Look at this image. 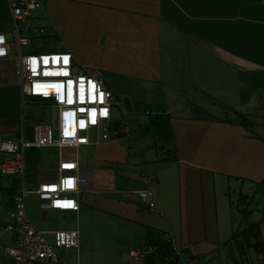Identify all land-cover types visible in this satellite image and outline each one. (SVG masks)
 <instances>
[{"label":"crops","instance_id":"1","mask_svg":"<svg viewBox=\"0 0 264 264\" xmlns=\"http://www.w3.org/2000/svg\"><path fill=\"white\" fill-rule=\"evenodd\" d=\"M59 3L64 17L57 21L50 10L47 18L50 16L54 33L75 30L76 36L88 40V47H93L96 61H101L96 48L101 42L114 51L118 46L120 53L126 48L127 40L135 39L133 33L148 40L149 32L163 28L171 31L164 38L165 43L171 44L172 39L174 45L186 48L180 60L183 62L185 55L189 56L184 68L187 74L181 82L185 84L188 80V85L176 89V80H167L174 78L168 72L164 75L161 99L155 104L170 118L174 140L171 150L163 149V144L155 146L149 139L137 140L133 129L131 135L112 133L116 138H130V147L118 139L109 142L112 134L106 141L81 146L92 152L93 159L86 167L82 157L77 156L80 164L77 198L81 207L75 214L83 221L82 233L90 232L92 238L95 233V237H102L109 244L102 241L84 247L87 241L82 240L77 226L80 247L60 250L61 256L70 264H168L173 256H169V247L175 241L201 264L225 261L259 264L258 256L264 253L250 249L248 259L239 254L235 238L243 236L236 234L231 223L232 198L237 191L238 198L248 197L252 210L245 217L241 212L245 205L240 206L239 219L248 223L246 228L263 216L264 206L254 199L257 193H263L258 186L264 184V140L257 133L262 134L264 123L256 126L249 123L252 127L247 129L239 121L200 117L196 111L210 107V92L222 95L225 103L220 104L230 113L233 109L241 116L254 118L264 111V0H59ZM11 21L7 0H0V32L8 34ZM164 42L160 41L162 47L149 45L147 53L148 67L153 70L150 63H160V78L165 73L160 51L170 50ZM79 45L80 42L68 43L66 50L77 58ZM15 54L12 48L11 56L0 62H11L16 59ZM209 68L218 70L215 76L210 77ZM25 103L16 59L15 70L0 71L1 136L18 138L24 133ZM145 124L147 134L163 139L148 128V119ZM12 179L0 178V189H6L5 195L0 196L2 223H6L12 205ZM222 197H228L229 201L223 204ZM250 197L253 200L249 201ZM260 229L264 238V222ZM6 242L0 239V264H15L5 256ZM151 242L164 245L162 252L156 251L145 260L129 254L130 249ZM229 247L236 251V256L226 257L224 261L220 251Z\"/></svg>","mask_w":264,"mask_h":264},{"label":"built area","instance_id":"2","mask_svg":"<svg viewBox=\"0 0 264 264\" xmlns=\"http://www.w3.org/2000/svg\"><path fill=\"white\" fill-rule=\"evenodd\" d=\"M7 1L17 27L16 43L12 47L7 34L0 32V60L10 57L14 48L25 96L51 99L55 114L51 124L39 123L34 127L33 139H26L24 133L18 138L0 136V153L3 155L0 159V177L14 178L15 187L6 220V230L13 238L14 245L7 247L5 254L15 264H70L61 256L60 250L79 248L80 231L36 227L27 216V197L35 194L45 210L79 212V160L60 154L56 177L40 180L36 189L32 190L26 184L25 150L47 146L57 147L60 151L65 147L79 149L83 145L108 139L111 132L131 135L132 128L126 111L124 118L117 121L118 124H113V110L121 103L113 91L105 86L100 68H78L73 53L68 50L23 54V47L29 45L31 39L28 35H21L19 24H24L27 27L24 31L30 32L33 24L29 18L34 16V11L41 10L44 1ZM37 32L39 36L48 32V28L40 27ZM113 125L117 129L111 131ZM93 129L97 130L95 139ZM151 207H154V203ZM50 236L53 242L49 240ZM172 247L174 256L168 264H200L198 259L186 254L175 241ZM156 251L155 245L144 244L130 249L129 254L145 260ZM258 261L264 264V254L258 256Z\"/></svg>","mask_w":264,"mask_h":264},{"label":"rangeland","instance_id":"3","mask_svg":"<svg viewBox=\"0 0 264 264\" xmlns=\"http://www.w3.org/2000/svg\"><path fill=\"white\" fill-rule=\"evenodd\" d=\"M43 1H44L43 7L41 8V10L34 11V16L29 18V20L33 24V27L30 30V35L28 34L29 38L31 39V43L23 47L22 50L23 54L27 55L33 52L39 53V52L64 51L66 50V45L68 43L77 44L80 42L79 45L80 48L78 49L80 53H77L78 59L76 58V56H74L77 63V67L100 68L103 71L105 86L113 91L117 101L121 103V105L116 106L115 109L113 110V118H112L113 124H118L117 121L124 118L126 111L127 118L129 119L131 127L133 129L134 138H136L137 140H145V142H147L149 139V142L153 143L155 146H159L160 144H163L164 145L163 149L166 150L167 148L169 150L170 144L174 143V140L172 138L156 139L151 134H147L145 123L150 116L146 114V111L147 110H149V112L160 111L161 113H166V111L159 109V107L155 104L157 103V99H161L160 92L162 91V88L165 87L164 75H168V72L173 74L174 78L167 77V80L168 81L176 80L174 86L176 89L177 87L188 85L189 83L188 80L185 81V84L181 83L183 81L182 77H184V75L187 74L186 69L184 70V68L187 66L188 61L186 60H189V56L185 55V60L183 62L182 60H180V58L182 57L181 54L184 53V50L186 48L182 45L180 46V44L174 45L172 39L170 40L171 44L165 43L164 38L167 35L171 34V31L167 28H163L161 30H155L154 32H152V34L149 32L150 37L148 40H145L143 37L142 39H139L138 34L133 33L135 39L127 40L126 48L120 53L118 46H116L117 51H114L112 50L114 48L110 49L109 47L111 46L106 45L105 42H101L100 45L96 46V48H99L97 49L98 50L97 52L100 53L99 58L101 61H96V59L98 58H96V56H93L95 52L93 51L92 46L91 48L88 47V43H87L88 40H85L83 38L81 39L80 37L76 36L78 34L75 32V30H70V29L62 28V26H58L60 23L57 21H59L60 19H62V17H64L62 12H60L61 4L59 3V0L57 2H55L56 0H43ZM8 6L10 8L9 3ZM50 10L53 11L52 13L55 15V17H57V21H56V24H58L57 27L61 29H66L64 34L61 33L60 31H59L60 35L59 34L56 35L54 33L55 29L54 26L51 27L52 22L50 20V16L49 19H47L48 15H50L51 12ZM11 15H12V11H11ZM9 24H10L9 25L10 30L7 34V37L11 45H13L16 42L15 31L17 30L13 15H12V21ZM40 27H47L49 31L37 36L38 34L37 30ZM19 29L21 31L22 36L27 35L26 32L24 31L27 29V27L24 24H19ZM161 40L165 43V47L167 48V50L170 49L169 51L166 50H164V52L162 50L160 51L161 54L163 55V64L170 65L171 67L168 69L167 65L163 66V64L161 63L162 71L164 69L165 72L163 73L162 78L158 76L159 73L158 69L160 63L157 62V64L155 65L154 62H151L150 64H153V70H152L150 67H148V62H147L148 61L147 53L149 48H151L149 47V45H152L154 43L156 45L159 44V47L160 46L162 47V45H160ZM15 62L16 59H13L11 62H0V71L2 70L5 72H9L15 70ZM177 66L183 68H178ZM198 68L199 67H197L196 73L199 72ZM209 71H210V77L215 76L214 73L218 72V70L210 69V68ZM203 74L205 75L204 72ZM216 77L220 78V75ZM126 97L130 102L129 108H126L124 104ZM26 100L27 103L24 104L25 117L23 119L22 126L25 129L24 131L25 138L30 139L31 138L30 130H34L36 124L52 123L53 108L50 104L52 103L51 99H43L39 97L31 99L29 97H26ZM216 101L218 103L215 105L214 102ZM220 102H222L223 104L225 103L223 102L222 95L218 93L210 92V107L208 106L209 104L207 103L208 107H206V111L199 110L196 112L200 113V117L204 115L207 116L208 118L221 119V120L233 119L234 122L235 121L241 122L242 123L241 125H243L247 129L252 127V126H248L249 123L250 125H255V126L257 124L261 125L262 123H264V111H262V113L259 115L256 114V117L254 118L249 116H241L237 111H234L233 109L231 110L230 113V111H227V109L223 105H221ZM244 118H246V120H244ZM262 128H263L261 129V131H263L261 132L262 134H258V133L257 134L264 138L263 124H262ZM115 129H117V126L113 125V127H111V131H114ZM112 133L114 132H111L110 134ZM54 134L55 136L57 135V133L55 132ZM96 134H97V130L93 129L92 135L96 136ZM142 134H146V135L142 136ZM116 139L120 140L121 142L124 141V144L128 145V147L132 145V141L130 138H124V137L122 139L118 137L116 138L114 134L111 135L109 142L116 141ZM86 149L87 148L85 147H81L79 149L76 147H65L60 151L59 148L54 146H47L43 148H36V147L27 148L25 150L26 163H27V171H26L27 188L32 190L36 189L37 185H39L40 180L51 179V178L54 179L56 177L60 153L65 158H71V159L76 158L78 155H80L82 157V161L83 162L85 161L86 167H88L89 163H92L93 155L90 154L92 152H88ZM90 149L92 150V148ZM2 157L3 155L2 153H0V159ZM27 157L30 158L29 162ZM13 179H12V183H14ZM236 186L237 183L235 184L234 189L236 188ZM258 187H260V191H262L263 193H257V197L254 200L259 202L260 206H264L262 205L264 203V184L260 183ZM0 192H1L0 196H4L6 189L3 187V189H0ZM238 194L239 192L237 191L235 193V198H232V203L234 207L232 209L233 221L231 224L233 226V229L236 230L237 232L235 233L238 234V236H240L242 232L248 228L245 227L248 223H244L242 222L241 219H239V215H241V213H240V206H238V200H239ZM222 200H223L222 201L223 204H225V201H229V198L222 197ZM250 200H253V198L250 197L249 201ZM251 206L253 207V205ZM245 207L249 208V206H244L242 208ZM3 208H6V205H3ZM256 209L260 210L261 208L256 207ZM75 213L77 212L59 211L55 209L45 210L41 207V200L35 194H29V196L27 197V216L29 220L38 228L41 229L51 228V230L62 228V229H75L80 231L77 228V226H79L80 229L81 228L84 229V226L82 225L83 221L81 219L78 220ZM262 217L263 216L260 217V220L262 219ZM82 229H81V238L83 241H87L86 244H83L84 247L85 246L92 247L93 243H96L97 245L102 244V241L104 240L102 237H95V233H94L92 238V234L90 232L88 234L82 233L83 232ZM235 233H232V238H234L233 236H235ZM10 238L11 237L9 233L6 230V223L5 222L2 223L0 220V239L7 240L6 242L7 247L8 245H11L13 243ZM49 240L53 242V237L50 236ZM235 240H237L236 244L238 246L239 254L241 256H244L245 259H248L247 251H250L249 247L255 243V240L249 239L248 243H245L244 240L239 239V237L238 238L236 237ZM262 240L264 242V238H262ZM103 242L105 244H109L107 241H103ZM6 243H4V245ZM12 245H14V243ZM5 249H4V253H5ZM64 250H68V249H64ZM251 250L254 251V249L252 248ZM220 252L222 254L220 256L223 257V260L226 257L231 259L234 256H236V251L231 250V247H229L226 250L222 249ZM249 256L252 257V254H250ZM192 258H194L193 255ZM224 264H227V261H225Z\"/></svg>","mask_w":264,"mask_h":264},{"label":"trees","instance_id":"4","mask_svg":"<svg viewBox=\"0 0 264 264\" xmlns=\"http://www.w3.org/2000/svg\"><path fill=\"white\" fill-rule=\"evenodd\" d=\"M32 97L31 99H33ZM52 105V103H50ZM130 104V103H129ZM149 112V111H146ZM150 117L148 118V128L152 130L154 135H157L158 137H162L163 139L167 138H172V131H171V121L170 118L167 116L165 113H161L160 111H150L149 113H146ZM246 120V118H244ZM248 123V121H247ZM31 133V138L33 139V130H30ZM258 135V134H257ZM260 136V135H258ZM264 140L263 137L260 136ZM28 162H29V157H27ZM27 174V172H26ZM15 193V187H13V195ZM13 197V196H12ZM249 206L248 204V197L245 195H241L239 200H238V206ZM244 207V206H243ZM241 212L244 214L245 217H248L252 214V210H249V208H242ZM264 222V211H263V217L259 221L251 222L248 226L247 229H245L242 232V239L244 240L245 243L249 242V239H254L255 243L250 246L249 248L254 249L255 252L257 253H264V242L262 240V234H261V229L260 225ZM150 244L155 245L157 247L158 252H162V248L164 245L161 243H156V242H151ZM247 246V245H246ZM245 246V247H246ZM169 256L173 255L174 256V250L173 247H169ZM242 251V250H241Z\"/></svg>","mask_w":264,"mask_h":264},{"label":"water","instance_id":"5","mask_svg":"<svg viewBox=\"0 0 264 264\" xmlns=\"http://www.w3.org/2000/svg\"><path fill=\"white\" fill-rule=\"evenodd\" d=\"M124 104L126 108H129L130 105L127 97L125 98Z\"/></svg>","mask_w":264,"mask_h":264},{"label":"snow or ice","instance_id":"6","mask_svg":"<svg viewBox=\"0 0 264 264\" xmlns=\"http://www.w3.org/2000/svg\"><path fill=\"white\" fill-rule=\"evenodd\" d=\"M65 61H67V57H65ZM45 63H47V61H45Z\"/></svg>","mask_w":264,"mask_h":264}]
</instances>
